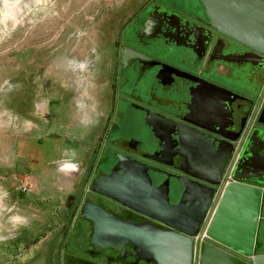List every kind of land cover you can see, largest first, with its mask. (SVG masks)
<instances>
[{"label":"flooded vegetation","instance_id":"af4514ba","mask_svg":"<svg viewBox=\"0 0 264 264\" xmlns=\"http://www.w3.org/2000/svg\"><path fill=\"white\" fill-rule=\"evenodd\" d=\"M186 1L143 0L113 39L111 68L107 80L101 83V92H97L104 113L92 128L100 127V136L90 149L87 165L78 171L81 190L77 199L76 194L67 199V207L75 205L79 213L74 238L82 239L77 246L71 241L77 247L79 264L134 261L123 252H97L92 246L93 224L79 212L85 199L121 219L164 226L91 190L94 180L110 173L119 156L147 167L153 186L168 179L169 200L177 203L183 191L178 177L198 179L180 170L185 159L175 154L179 148L176 137L167 142L161 139L167 138L169 121L196 127L212 147L220 144L227 151L231 148L228 159L225 154L222 157L224 183L230 181L225 178L229 163L234 157L238 163L253 129L264 130V56L212 28L200 0ZM125 48L141 54L143 59L128 56L124 62ZM213 85L220 88L217 93L208 90ZM204 90L207 94L202 102ZM248 182L258 184L255 179Z\"/></svg>","mask_w":264,"mask_h":264},{"label":"rangeland","instance_id":"374dc122","mask_svg":"<svg viewBox=\"0 0 264 264\" xmlns=\"http://www.w3.org/2000/svg\"><path fill=\"white\" fill-rule=\"evenodd\" d=\"M142 1L0 0V229L47 231L59 224L45 243L52 255L46 264H79L71 242L82 239L74 238L78 211L67 207L69 200L59 208L50 201L17 208L5 200L7 192L31 194L35 172L18 168L59 159V136L98 123L104 109L97 92L111 68L113 39ZM23 183L30 191L21 190Z\"/></svg>","mask_w":264,"mask_h":264},{"label":"water","instance_id":"95a60500","mask_svg":"<svg viewBox=\"0 0 264 264\" xmlns=\"http://www.w3.org/2000/svg\"><path fill=\"white\" fill-rule=\"evenodd\" d=\"M200 1L212 28L264 56V0ZM128 56L143 59L141 54L125 48L124 62ZM216 89L220 88H208L214 93ZM168 124L167 138L161 139L167 142L176 137L179 148L175 154L185 159L180 170L208 185L180 176L183 191L178 202L171 203L168 179L153 186L147 167L119 156L110 173L94 180L91 190L164 226L121 219L85 199L79 212L93 224L92 246L97 252H123L133 258L132 264H196V248L204 238L200 264H239L237 255L246 264H264V254L258 253L264 246L258 232L264 221V130L253 129L230 181L224 183L222 157L229 156L231 148L227 151L220 144L212 147L203 132L191 125L175 120ZM250 179L258 184L249 183Z\"/></svg>","mask_w":264,"mask_h":264},{"label":"crops","instance_id":"0c3cea01","mask_svg":"<svg viewBox=\"0 0 264 264\" xmlns=\"http://www.w3.org/2000/svg\"><path fill=\"white\" fill-rule=\"evenodd\" d=\"M71 130L70 135L67 136L65 133L64 138L61 136L59 137L62 139L58 138L61 141V144L58 143V146L62 150L59 159L48 161L45 165H40V169H34L36 171L31 167L27 170L22 167L18 168L17 171H22L21 173H26V171L30 173L35 172L34 178L37 186L31 194L25 195L21 192L14 194L12 190L7 192L5 199L7 202L15 203L17 208H24L26 207V202L37 201L38 205L42 206V204L50 201L59 208L71 195L76 194L77 199V194L81 190L80 181L78 182L77 179L78 171L84 165H87V156L95 140L100 136L101 130L99 127L91 129V131L90 129H82L80 126L74 127ZM48 137L50 136L48 135ZM65 155L69 156L65 157ZM74 208H76L75 205L71 207V209ZM57 217L59 218L58 215ZM55 225L54 229H48L47 231H44L45 229H0V237L3 236L0 239V264H28V262L30 264H46L47 258H51L52 255H46L45 243L49 240L51 232L53 235L57 234L55 230L58 229L59 224ZM62 226H64L63 223ZM258 232L260 241L264 243V221L260 222ZM11 234L14 235L13 239L10 237ZM28 235H30V240H28ZM204 240V238L201 239L196 248V264H200L199 256L203 250ZM52 249L49 253L52 252ZM258 253L264 254V246ZM236 259L239 264H246V261L242 257L237 255Z\"/></svg>","mask_w":264,"mask_h":264},{"label":"built area","instance_id":"2783aa9c","mask_svg":"<svg viewBox=\"0 0 264 264\" xmlns=\"http://www.w3.org/2000/svg\"><path fill=\"white\" fill-rule=\"evenodd\" d=\"M235 163H236V158L234 157V158H232L231 162L229 163V165L227 167V170L225 172V178H230V175L234 169ZM20 188L24 192L30 191V186L26 183H23Z\"/></svg>","mask_w":264,"mask_h":264},{"label":"trees","instance_id":"16d2710c","mask_svg":"<svg viewBox=\"0 0 264 264\" xmlns=\"http://www.w3.org/2000/svg\"><path fill=\"white\" fill-rule=\"evenodd\" d=\"M75 246H77V244H76ZM73 247H74V246H73Z\"/></svg>","mask_w":264,"mask_h":264}]
</instances>
